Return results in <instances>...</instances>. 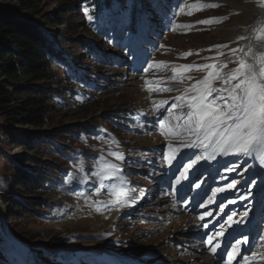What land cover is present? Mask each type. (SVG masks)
<instances>
[{"label": "rangeland", "instance_id": "1", "mask_svg": "<svg viewBox=\"0 0 264 264\" xmlns=\"http://www.w3.org/2000/svg\"><path fill=\"white\" fill-rule=\"evenodd\" d=\"M249 1L199 0L218 7L193 10L189 16L176 13L181 4L197 0H125L124 8H108L105 20L99 22L86 6L78 4L81 15L73 20L79 35L92 47L86 51L76 47L82 60L77 67L85 85L79 87L78 78L66 67L55 66V86L63 89L55 114L63 120L61 127H70L73 141L63 143L69 154L53 189L38 197L46 203L43 221L30 220L23 228L29 233L51 230L52 235L47 237L44 232L32 246L21 241L24 250L5 238L0 216V250L11 263L33 255L38 264H205L208 258L210 264H226L232 246L246 240L238 245L240 253L232 264H245L243 257L252 258L253 253L257 255L252 264H264V189L260 190L264 175L247 173L250 157L246 156L228 154L223 159L217 154L214 159L196 160L200 149L181 148L169 164L167 145L176 141L161 135L159 120L172 114L164 109L157 113L153 107V101L161 99L169 101L165 108L170 107L174 97L208 71L183 72V82H176L171 79L174 66L215 63L227 76L237 67V56L261 63L255 57L264 55V46L254 36L264 27V6L259 3L256 11V0ZM59 7L50 2L44 11L54 13ZM209 18L226 19L211 25L198 23ZM176 24L193 27L173 31ZM64 27L57 24L54 29ZM240 36L246 39L239 40ZM248 45L252 53L247 56L230 52L232 48L247 52ZM160 61L168 65L166 70L144 71ZM213 83L226 87L220 80ZM149 88L171 90L150 92ZM50 130L48 126L40 129ZM8 151L20 153L22 148L9 147ZM113 154H122L123 160ZM193 160L196 163L176 183ZM110 162L118 163L120 170L105 169L110 178L101 180L96 174L104 164L114 165ZM233 181L232 194L204 210L221 193L216 190ZM6 209L0 198V212ZM228 216L234 222L225 224ZM221 231L223 235H217ZM62 238L68 241L66 247L59 243ZM210 238L211 245L207 243ZM216 244L219 247L213 253ZM40 248H44L43 256L38 253ZM55 254L63 257L50 261Z\"/></svg>", "mask_w": 264, "mask_h": 264}, {"label": "trees", "instance_id": "2", "mask_svg": "<svg viewBox=\"0 0 264 264\" xmlns=\"http://www.w3.org/2000/svg\"><path fill=\"white\" fill-rule=\"evenodd\" d=\"M0 2L7 3H0V190L4 191L0 198L7 207L11 229L22 240L33 243L44 232L51 237L52 231L29 233L23 228L30 220L43 221L46 203L38 197L53 189L69 154L63 143L73 141L70 127H61L63 120L55 114L57 100L63 95V89L55 86V66L66 67L78 78L79 87L86 83L77 67L82 60L76 47L85 51L92 47L79 35L73 20L81 15L78 4L86 6L99 22L105 20L108 8H124L125 0ZM50 2L60 5L57 12L44 11ZM38 16L40 20L35 19ZM57 24H63L64 29H54ZM47 126L50 131H40ZM18 127L33 131L21 132ZM14 146L22 151L11 154L8 148ZM59 243L66 247L68 241L62 238ZM43 249H39L41 254ZM62 257L55 254L50 261ZM0 264L29 262L21 259L11 263L0 250Z\"/></svg>", "mask_w": 264, "mask_h": 264}, {"label": "snow or ice", "instance_id": "3", "mask_svg": "<svg viewBox=\"0 0 264 264\" xmlns=\"http://www.w3.org/2000/svg\"><path fill=\"white\" fill-rule=\"evenodd\" d=\"M259 3L264 6V0H259ZM216 7H218L217 4L200 3L197 0L196 3L181 4L176 15L185 14L190 16L193 10L201 11L206 8ZM223 19L226 18H209L198 21V23L211 25L213 23H221ZM192 27L193 25L176 24L172 30L176 31L178 28L191 29ZM238 39L244 40L246 37L240 36ZM254 39L264 46V27L256 31ZM216 47L227 48L228 46L217 45ZM230 52L233 55L242 52L247 56L252 53V48L249 47L247 52L243 48H232ZM191 54L189 52L183 55L187 57ZM255 59L261 61V63H248L243 57L237 56V67L227 76L222 75L221 69L215 63L172 67L173 76L171 79L176 82H183V72L193 69L208 71L202 80L191 84L184 89L181 95L174 97L170 107L165 108V105L169 104L168 100L153 101L154 111L159 113L161 109H164V111L172 114L159 120L161 135L166 139L176 141L175 145L173 143L167 145L165 159L169 164L176 158V154L180 152L181 148H187L201 150V155H198L196 160H200L204 156L214 159L217 154H235L246 157H259L262 166H264V55L255 57ZM224 66L226 67V64ZM167 67L168 65L163 61L153 62L144 71L148 72L150 69L164 71ZM216 80H220L226 87H215L213 82ZM156 83L160 82L157 81ZM148 84L149 81L145 80V86H148ZM170 90L168 88H149L150 92ZM176 110H179V112L177 113ZM113 155L117 159L123 160L122 154ZM196 160L185 166L176 183H180V179L185 177L188 169L192 168ZM113 167L115 166L104 164L101 172L96 175L101 180L108 179L110 177L105 173V169ZM233 188H235V181L227 184V189ZM216 191L223 192L225 189L219 188ZM121 194L127 195L126 192ZM240 198L246 199L244 196ZM234 202L229 201V203ZM221 211H223V205L221 206ZM247 216L248 213L244 212L243 217ZM200 219H203V217H200ZM232 222H234L233 217L228 216L225 224ZM224 226L221 225V229ZM217 235H223V231ZM207 243L211 245L213 243L212 239L210 238ZM242 243H247V241H237L232 246L228 252L226 264H232V261L239 255L240 249L238 245ZM218 247V244L213 245L211 251L216 253ZM256 255V253H253L252 258L244 256L245 264H252V259Z\"/></svg>", "mask_w": 264, "mask_h": 264}, {"label": "bare ground", "instance_id": "4", "mask_svg": "<svg viewBox=\"0 0 264 264\" xmlns=\"http://www.w3.org/2000/svg\"><path fill=\"white\" fill-rule=\"evenodd\" d=\"M250 1H252V0H250ZM249 1V2H250ZM254 3H256L257 4V9H256V11L257 10H259L260 9V6H259V2H258V0H256V2H254ZM249 46L250 45H248L247 47H246V51H247V49L249 48ZM245 60H248V58H245ZM248 63H251L250 61H247ZM222 157H223V159H224V155H222ZM220 159V158H219ZM222 159V158H221ZM247 173H250V174H253V173H261V174H263L264 175V166H262V164H261V161H260V158L259 157H256V156H253V157H250V159H249V166L247 167ZM224 189H225V191H223V192H221L220 194L221 195H224L225 193H232L233 192V189H227V186H224L223 187ZM263 189H264V180H263V182H262V185H261V187H260V190L261 191H263ZM209 207H211V206H208V208ZM17 245H19V242H18V244ZM20 246H21V243H20ZM204 260V259H203ZM205 264H210L211 263V260L208 258L205 262H204Z\"/></svg>", "mask_w": 264, "mask_h": 264}]
</instances>
